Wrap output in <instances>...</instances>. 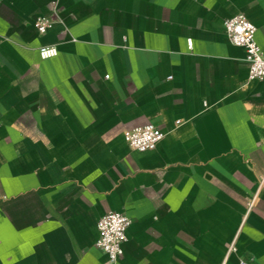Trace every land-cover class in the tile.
I'll return each mask as SVG.
<instances>
[{"label":"crops","instance_id":"crops-1","mask_svg":"<svg viewBox=\"0 0 264 264\" xmlns=\"http://www.w3.org/2000/svg\"><path fill=\"white\" fill-rule=\"evenodd\" d=\"M238 12L264 54V0H0V264H264V78L224 31ZM147 122L161 139L131 149ZM108 210L131 218L114 262Z\"/></svg>","mask_w":264,"mask_h":264},{"label":"built area","instance_id":"built-area-1","mask_svg":"<svg viewBox=\"0 0 264 264\" xmlns=\"http://www.w3.org/2000/svg\"><path fill=\"white\" fill-rule=\"evenodd\" d=\"M55 14L54 9H52ZM55 21L52 15L40 14L34 17V26L40 33L45 32ZM223 28L230 42L242 46L244 59L247 63V77L262 80L264 78V54L255 40L256 25L242 12H238L223 20ZM190 45V40H188ZM41 58H49L57 54L55 44H41L38 46ZM163 132L153 123L147 122L127 128L123 138L128 146L137 151L153 149L161 139ZM254 196L247 201V208L253 205ZM131 218L123 212L108 210L97 220V237L94 245L100 249L110 262H114L122 254V243L127 238V230ZM235 246L230 245L229 251ZM238 264H246L240 260Z\"/></svg>","mask_w":264,"mask_h":264}]
</instances>
